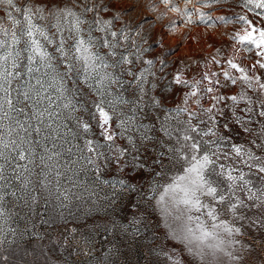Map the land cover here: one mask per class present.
Instances as JSON below:
<instances>
[{
  "label": "snow or ice",
  "instance_id": "1",
  "mask_svg": "<svg viewBox=\"0 0 264 264\" xmlns=\"http://www.w3.org/2000/svg\"><path fill=\"white\" fill-rule=\"evenodd\" d=\"M143 8L175 18L0 0V264H264V0ZM181 24L226 40L170 66L152 45ZM153 201L171 248L132 211Z\"/></svg>",
  "mask_w": 264,
  "mask_h": 264
},
{
  "label": "rangeland",
  "instance_id": "2",
  "mask_svg": "<svg viewBox=\"0 0 264 264\" xmlns=\"http://www.w3.org/2000/svg\"><path fill=\"white\" fill-rule=\"evenodd\" d=\"M123 2L128 3L130 0H123ZM177 2H180V0H177ZM147 3L148 0H136V11L130 13L129 15L134 17L136 22L144 19L146 15L149 18V21L147 24H144L143 27L148 30L149 34H152L153 32L159 34L161 32V26L167 24L175 17L173 14L169 13L162 20L156 21L155 13H145L144 11L143 5ZM156 3H159V0H156ZM160 8L163 10V5H160ZM227 10V6H219L211 11L210 15H220ZM235 10L239 11L238 8ZM225 31L226 29L222 25L215 30H206L202 26L199 28L193 27L185 29L183 24H181L180 27L175 30L174 34H169L166 30L163 32V47H160L154 43L152 45L153 53H163V55L167 57L170 66H172L173 62H190L191 60H200L212 52V48L209 47L210 43H214L216 46H219L221 40H226V36L221 35V33ZM156 38L157 36H153V39ZM144 209H147V212L151 213L152 224L158 226L154 229V231L159 237V244H167L169 248L174 246L175 242L166 240V234L168 230L165 227L163 216L161 215L159 209L155 207V201H153L152 206H149L145 203L141 205L140 210L133 208L132 211H137L138 215H142L144 214ZM69 226L71 227L72 225ZM36 243L37 242L33 239V243L29 247L30 253L32 252V249L36 247ZM42 243L47 245L48 242L45 240ZM57 257H59V259H57ZM32 259V255L25 257V260H27L29 264H32ZM37 259L40 261V264H43L44 257L37 256ZM69 259L70 258L68 257L64 248H58L56 253L52 256V264H64L65 260ZM120 264H123V261H121Z\"/></svg>",
  "mask_w": 264,
  "mask_h": 264
}]
</instances>
